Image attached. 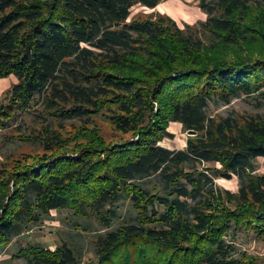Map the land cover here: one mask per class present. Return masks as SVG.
Returning <instances> with one entry per match:
<instances>
[{
	"label": "trees",
	"instance_id": "trees-1",
	"mask_svg": "<svg viewBox=\"0 0 264 264\" xmlns=\"http://www.w3.org/2000/svg\"><path fill=\"white\" fill-rule=\"evenodd\" d=\"M163 1L0 0V79L17 78L0 137L40 146L0 164V254L67 210L104 228L98 264H264L237 243L264 238V0H200L208 18L186 27L130 20ZM243 95L262 111L211 112ZM172 121L196 131L185 148L161 144ZM233 176L237 192L216 180ZM13 256L83 264L66 242Z\"/></svg>",
	"mask_w": 264,
	"mask_h": 264
},
{
	"label": "rangeland",
	"instance_id": "rangeland-1",
	"mask_svg": "<svg viewBox=\"0 0 264 264\" xmlns=\"http://www.w3.org/2000/svg\"><path fill=\"white\" fill-rule=\"evenodd\" d=\"M133 13L130 20L133 18H147L155 13H169L178 24L186 27L188 24L199 25L201 21L208 18V13L202 9L200 0H165L157 6L149 8L143 4L135 5L132 9ZM17 78L14 75L11 77L0 79V103L4 102L8 92L11 90ZM256 99L248 95H243L240 98H235L231 103L217 105L212 103L210 106L211 112L216 114L227 115L232 111L244 113H256L262 111L256 104ZM33 115H27L24 121H18L16 127L7 132L12 133L20 126L28 129L30 126H36ZM169 130L175 133L173 138H164L161 144L168 148H185L188 143V131L183 127H178L177 124L170 122ZM27 150H40V146L34 143H24L20 140L4 139L0 137V164L6 158L16 156L19 152ZM259 171L264 172V158L258 159ZM219 184L227 189L237 192L240 186V180L237 176L232 178H217ZM53 219H48L44 225L35 226L30 231L17 236L7 248L5 252L0 254V264H24V258L13 256L21 247H28L31 243L38 242L45 244L51 249H56L59 244L64 242L74 245L80 254L83 256V264H98L99 256L96 254V236L104 228L98 222L93 221L90 230H85L84 225H74V218L70 219L71 212L67 210L52 211ZM82 222H85L82 220ZM237 243L241 251H247L255 256H264V238L258 237L254 233H240L237 238Z\"/></svg>",
	"mask_w": 264,
	"mask_h": 264
},
{
	"label": "crops",
	"instance_id": "crops-1",
	"mask_svg": "<svg viewBox=\"0 0 264 264\" xmlns=\"http://www.w3.org/2000/svg\"><path fill=\"white\" fill-rule=\"evenodd\" d=\"M173 123L177 124V126L180 128V127H183V124H181L180 122H175L173 121Z\"/></svg>",
	"mask_w": 264,
	"mask_h": 264
},
{
	"label": "water",
	"instance_id": "water-1",
	"mask_svg": "<svg viewBox=\"0 0 264 264\" xmlns=\"http://www.w3.org/2000/svg\"><path fill=\"white\" fill-rule=\"evenodd\" d=\"M188 132H189V134H191V135H192V134H193V135L196 134V131H194V130H190V131H188Z\"/></svg>",
	"mask_w": 264,
	"mask_h": 264
}]
</instances>
